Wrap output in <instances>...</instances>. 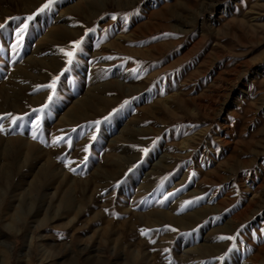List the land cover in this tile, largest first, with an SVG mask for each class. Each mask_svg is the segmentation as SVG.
<instances>
[{"label":"rangeland","instance_id":"1","mask_svg":"<svg viewBox=\"0 0 264 264\" xmlns=\"http://www.w3.org/2000/svg\"><path fill=\"white\" fill-rule=\"evenodd\" d=\"M210 1L0 0V264H264V0Z\"/></svg>","mask_w":264,"mask_h":264},{"label":"snow or ice","instance_id":"2","mask_svg":"<svg viewBox=\"0 0 264 264\" xmlns=\"http://www.w3.org/2000/svg\"><path fill=\"white\" fill-rule=\"evenodd\" d=\"M57 3H58V0H47V2L42 7H40L39 10L35 14L27 16L25 18V22L23 24L18 23V27L15 30L16 44L13 45L14 48H18L20 45L23 44L24 36L29 30L30 22L34 21L37 16H40L42 14L46 15L48 13L53 12L54 5H56ZM11 19L14 21H17V22L19 21V18H11ZM113 19H115V17H113ZM124 20L125 21L127 20L126 16L124 17ZM6 28H7V25L0 24V31H4V30H6ZM81 44H82V41H76V42H73V44L71 46V50L60 49V52L66 58V64L67 65L72 66L74 64V62H77L78 53L79 54L83 53V49L81 48ZM69 70H70L69 68L64 69V71H69ZM59 79H60V77L57 76L54 78V80L52 81L51 84L39 86V87L44 88V89H50L51 92H50V95L48 96V102L39 109H33V112H35L37 114L44 113L45 109H48L49 105L53 103V98L57 95L56 84L59 81ZM109 118L110 117H106L105 119L107 120ZM25 120H26L25 116H16V115H13L11 113L0 116V134H4V135H8L9 133H11L13 135L18 134L16 131H13V129L23 128ZM5 121L10 122V125H11L10 128H5ZM100 123H101V121L95 122V128L93 129L94 131L98 130ZM32 127H33V131H32L31 138L33 140H38L40 143H43L46 146H60L61 144H66L69 148H71V146H72L71 137L61 136L57 139L52 140L51 143L49 144L48 141L42 140L40 138L42 133L38 131V129L40 128L39 120H37L35 122V124H33ZM73 131H75V130H73ZM91 139L93 141H95L96 136L95 135L91 136ZM84 151L88 154V155H85V157H84V166H86L87 162H88V156L91 154V146L89 145L88 147H86L84 149ZM142 151L145 152V154H146L148 150L142 149ZM63 161L65 162V166L68 167L70 171H73L74 173L76 172V169L72 168V166H71L74 163L73 161H71L70 159H67L66 157L63 158ZM141 234L147 236L148 230H141ZM221 239L234 240L235 237H222ZM152 242L154 243L155 241H152ZM170 264H171V262H170Z\"/></svg>","mask_w":264,"mask_h":264},{"label":"bare ground","instance_id":"3","mask_svg":"<svg viewBox=\"0 0 264 264\" xmlns=\"http://www.w3.org/2000/svg\"><path fill=\"white\" fill-rule=\"evenodd\" d=\"M215 1H216V0H211V1L209 2L208 7H210L211 9H212V8H215V7L217 6V4L215 3ZM208 7H207V8H208ZM59 20H60V18H59Z\"/></svg>","mask_w":264,"mask_h":264}]
</instances>
